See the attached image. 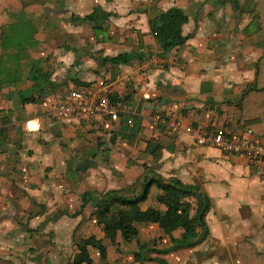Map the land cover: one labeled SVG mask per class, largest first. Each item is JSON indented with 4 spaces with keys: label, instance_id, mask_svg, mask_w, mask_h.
Instances as JSON below:
<instances>
[{
    "label": "crops",
    "instance_id": "obj_1",
    "mask_svg": "<svg viewBox=\"0 0 264 264\" xmlns=\"http://www.w3.org/2000/svg\"><path fill=\"white\" fill-rule=\"evenodd\" d=\"M258 2L0 0V73L6 75L0 80V264H74L78 243L92 236L113 264H140L139 244L170 247L191 237L185 228L166 234L150 222L135 223V237L125 230L107 237L93 203L80 197L86 190L136 195L146 177L199 185L211 200L209 236L166 251L171 264H245L237 247L244 240L264 252V176L246 157L224 159L221 150L171 135L166 125L181 116L184 127L240 128L238 104L264 49V7L253 13ZM97 7L109 16L98 26L84 22ZM175 7L189 17L187 40L163 58L150 22ZM123 53L136 57L127 64L102 60ZM35 67L44 82L31 80ZM96 84L109 85L124 105L118 121L96 117L91 124L47 105L54 94L64 104L73 91ZM156 113L166 121L155 125ZM36 118L40 129L28 131ZM162 194L152 185L140 211L165 212ZM125 209L116 202L109 218ZM93 259L101 254L90 246L83 264Z\"/></svg>",
    "mask_w": 264,
    "mask_h": 264
},
{
    "label": "trees",
    "instance_id": "obj_2",
    "mask_svg": "<svg viewBox=\"0 0 264 264\" xmlns=\"http://www.w3.org/2000/svg\"><path fill=\"white\" fill-rule=\"evenodd\" d=\"M263 7L264 0H259L257 7L253 10L254 15L260 13ZM108 16L107 12L97 7L94 12L86 15L83 21L98 26ZM188 20V15L177 7L171 8L151 20V31L162 47L161 57H166L175 47L186 42L187 38L183 35V25ZM135 57V53H123L114 57H105L102 60L104 63L127 64ZM32 77L35 84L40 81L34 73ZM112 98L116 102L119 100L116 96H112ZM238 108L240 111L237 124L240 126L239 129L249 127L256 135H264V49L262 56L256 63L255 81L243 92ZM154 184L163 190L160 201L166 208L165 212L151 209L148 213H142L138 207L139 203L148 198L150 188ZM117 193L116 190H110L97 195L87 191L82 195L84 204L90 201L95 206L98 223L107 237L119 230H125L130 236H137L136 222L157 223L166 234H172L180 228H185L191 237L174 242L169 249L195 246L203 242L210 234L206 216L211 208V200L208 195L202 192L199 185L185 184L175 177L167 181L157 177H146L142 190L138 194L116 196ZM193 200L196 201V207L193 206ZM116 202L130 210L117 212L114 214V219L110 221L109 212ZM194 208L195 213L193 214ZM90 246L97 248L102 258L107 257V247L103 241L92 236L89 239H82L78 243V252L74 258V264L85 262ZM237 247L245 264H264V252H261L251 240L241 241ZM155 250L152 246L139 244L138 250L135 252V260L141 263L144 260L160 262V259L151 256Z\"/></svg>",
    "mask_w": 264,
    "mask_h": 264
},
{
    "label": "built area",
    "instance_id": "obj_3",
    "mask_svg": "<svg viewBox=\"0 0 264 264\" xmlns=\"http://www.w3.org/2000/svg\"><path fill=\"white\" fill-rule=\"evenodd\" d=\"M143 98L150 99L148 91L143 92ZM124 105L114 101L109 85L96 84L81 87L72 92L71 100L62 104L59 108L62 117L73 116L76 119L88 117L91 124L96 117L108 118L118 121ZM167 117L161 113L153 115L155 125L165 122ZM133 123V118L128 119ZM183 118L174 116L166 122L171 135H190L199 145H210L223 152L224 159H234L244 156L253 166L258 175L264 176V135H256L249 127L242 129L213 130L204 124L183 126ZM41 123L38 118L27 122V130H39Z\"/></svg>",
    "mask_w": 264,
    "mask_h": 264
},
{
    "label": "rangeland",
    "instance_id": "obj_4",
    "mask_svg": "<svg viewBox=\"0 0 264 264\" xmlns=\"http://www.w3.org/2000/svg\"><path fill=\"white\" fill-rule=\"evenodd\" d=\"M99 32V31H98ZM105 34H106V32H105ZM26 38H28L27 36H25ZM34 65H36V64H34ZM33 65V66H34ZM35 72H34V75L35 76H37L38 78H39V80L40 81H42V82H44V80H45V77H41V75H40V70H39V68L38 67H35ZM15 76V75H14ZM4 77H6V75L5 74H2V73H0V80H3L4 79ZM7 80V79H6ZM31 80H34L33 79V77H31ZM34 82V81H33ZM252 85V84H251ZM64 99L63 98H61V97H59V96H57L56 94H54L53 96H52V99H51V101H47L48 102V107L50 108V109H52V110H54V109H57L58 107H60L61 105H62V103L64 102L63 101ZM61 104V105H60ZM26 110H24L23 109V112L22 113H24ZM105 157V156H104ZM141 181H143L142 179H141ZM140 184V182H138L137 183V185H139ZM82 186L84 185V182H82V184H81ZM138 187V186H137ZM140 188V192H141V190H142V188L141 187H139ZM85 192H87V190L85 191ZM84 192V193H85ZM83 193V194H84ZM83 194H81V198H82V195ZM94 194H101V193H99V192H95ZM91 196H93V195H91ZM116 196H124L123 195V193L121 192H118L117 194H116ZM90 202V201H89ZM92 203V202H91ZM139 207V206H138ZM89 210H90V208H89ZM126 210V209H125ZM128 210V209H127ZM126 210V211H127ZM140 210V209H139ZM110 214H112L111 213V211L109 212V215ZM96 219H97V216H96ZM114 219V216H113V218L112 219H110L109 218V220L110 221H112ZM97 221V223H98V219L96 220ZM137 223V222H136ZM97 225H99V223L97 224ZM100 226V225H99ZM144 245V244H143ZM145 246V245H144ZM148 246V245H147ZM159 246V245H158ZM158 246H156V245H154V246H152L153 248H155L156 250L154 251L156 254H158L157 255V257L156 258H158V259H160V262L159 261H155V262H157L158 264H171L169 261H168V257H167V252L166 251H170V249H169V246L167 247H158ZM172 246V245H171ZM170 246V247H171ZM177 248V247H176ZM175 248V249H176ZM178 249H179V247H178ZM159 254H160V257H158L159 256ZM91 256V258H93V254H91L90 255ZM155 257V256H154ZM107 258V257H106ZM106 258H102L101 257V259L99 260V259H97V260H95V259H93V260H90V263L91 264H113L109 259H106ZM135 261H137V260H135ZM137 262H139L140 264H145V262H147V260H144V262L143 263H141L140 261H137ZM84 263V262H83ZM82 263V264H83Z\"/></svg>",
    "mask_w": 264,
    "mask_h": 264
},
{
    "label": "water",
    "instance_id": "obj_5",
    "mask_svg": "<svg viewBox=\"0 0 264 264\" xmlns=\"http://www.w3.org/2000/svg\"><path fill=\"white\" fill-rule=\"evenodd\" d=\"M88 164H89V161H88V160L84 161V162L79 166V169H81V170H85L86 167L88 166Z\"/></svg>",
    "mask_w": 264,
    "mask_h": 264
}]
</instances>
